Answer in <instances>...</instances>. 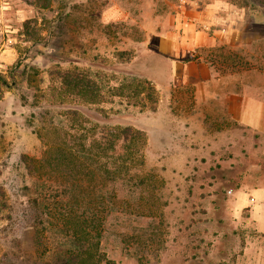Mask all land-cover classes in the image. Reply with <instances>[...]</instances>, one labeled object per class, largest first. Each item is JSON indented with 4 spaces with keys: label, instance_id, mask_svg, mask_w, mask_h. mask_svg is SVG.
I'll list each match as a JSON object with an SVG mask.
<instances>
[{
    "label": "rangeland",
    "instance_id": "374dc122",
    "mask_svg": "<svg viewBox=\"0 0 264 264\" xmlns=\"http://www.w3.org/2000/svg\"><path fill=\"white\" fill-rule=\"evenodd\" d=\"M49 1L0 0V264H58L46 239L34 243L42 215L31 203L39 190L54 193L55 178L29 172L22 156L39 159L61 141L94 145L125 125L145 136L143 163L130 166L145 180L114 183L102 250L115 264H231L240 242L215 197L264 184V124L209 115L194 82H178L155 35L171 28L178 0ZM248 1L256 38L198 55L233 84H264V0ZM74 69L95 81L94 101L62 86L61 72Z\"/></svg>",
    "mask_w": 264,
    "mask_h": 264
},
{
    "label": "trees",
    "instance_id": "16d2710c",
    "mask_svg": "<svg viewBox=\"0 0 264 264\" xmlns=\"http://www.w3.org/2000/svg\"><path fill=\"white\" fill-rule=\"evenodd\" d=\"M38 1L41 7H49V0ZM229 1L250 5L248 0ZM60 80L63 87L72 88L81 98L96 99V83L85 72L65 70ZM145 142L141 130L125 125L104 129L94 145L82 143L74 147L61 141L47 147L39 159L23 155L29 172L41 176L49 171L55 178L50 186L54 193L46 195L39 190L31 200L42 215L34 225L37 248L46 246V239L58 264H115L101 248L103 224L106 214L115 208L114 183L129 188L144 183L143 175L135 182L138 175L130 166L134 160L143 163L139 151Z\"/></svg>",
    "mask_w": 264,
    "mask_h": 264
},
{
    "label": "crops",
    "instance_id": "0c3cea01",
    "mask_svg": "<svg viewBox=\"0 0 264 264\" xmlns=\"http://www.w3.org/2000/svg\"><path fill=\"white\" fill-rule=\"evenodd\" d=\"M249 11L247 6L229 0H178L171 28H162L155 35L160 50L178 70V82H194L196 102L206 113L262 130L264 84H233L232 73L218 76L198 55V48L213 47L217 42L237 45L254 40L252 30L258 24L246 20ZM187 54L199 60L184 62ZM227 191L230 194L223 193L222 197L217 193L214 203H224L232 234L240 242L231 264H264V184L250 186L244 182Z\"/></svg>",
    "mask_w": 264,
    "mask_h": 264
}]
</instances>
